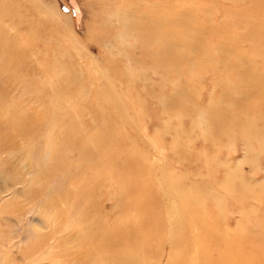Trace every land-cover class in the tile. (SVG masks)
Wrapping results in <instances>:
<instances>
[{"label": "bare ground", "instance_id": "1", "mask_svg": "<svg viewBox=\"0 0 264 264\" xmlns=\"http://www.w3.org/2000/svg\"><path fill=\"white\" fill-rule=\"evenodd\" d=\"M99 1L93 5L117 8L104 20L105 25L114 23L115 32L99 28L85 55L65 26L64 31L56 29L50 36L35 35L20 3L0 0V109L19 92L18 101L4 113L20 118L19 125L0 119V170L25 186L13 190L12 213L19 217L33 208L43 210L39 226L50 230L44 242H62L65 249L70 240L57 231L71 216L65 207L73 208L71 219L77 223L71 237L75 240L70 251L63 252L64 260L81 258L85 264H190L193 260L202 264H264V179L255 181L241 174L239 185H230L238 171L232 167L234 159L232 164L224 157L221 161L215 151L213 156L201 152L195 156L205 160L211 175L216 164L223 167L224 193L235 198L240 210L250 212L251 218L239 222L232 235L218 232L217 223L204 212L207 197L210 201L220 198L209 187L213 176L191 182L197 175L187 174L176 183L170 167L173 152L197 150L196 146L175 145L193 131L202 135L200 146L204 147L213 140L222 149L242 143L254 164L259 161L257 153L264 154L263 107L262 103L252 104L264 100V52L259 51L260 55L254 48L264 42V0H254V4L248 0ZM133 36L149 63L142 70L135 51L126 47ZM67 37L70 42L63 53L59 48L66 45ZM98 52L99 58L94 54ZM244 54L262 56L263 63L246 64ZM139 73V81H134ZM179 75L185 82H173ZM168 86L175 89L172 94H166ZM68 100L75 102L72 107L52 111V105L62 106ZM146 102L148 113L144 112ZM25 104L39 109H25ZM230 106L237 109L233 112ZM173 110L183 115L176 128ZM143 112L149 120L147 132L139 129L140 117L131 118ZM183 119H189L188 130ZM155 123L159 130L149 137ZM125 129L135 134L128 137ZM146 147L166 149L170 160L155 166ZM3 154L8 155L4 158ZM22 156L29 162L23 167L27 177L13 175L21 172L13 162ZM156 176L167 188L165 196L173 202L174 193L183 202L185 222L198 227L196 243L201 249L193 258L190 241L180 257H173V235H164L163 207L156 203L159 195L152 183ZM183 181L191 182L189 187L183 186ZM257 198L260 205L254 204ZM212 249L219 252L218 263L211 258Z\"/></svg>", "mask_w": 264, "mask_h": 264}, {"label": "rangeland", "instance_id": "2", "mask_svg": "<svg viewBox=\"0 0 264 264\" xmlns=\"http://www.w3.org/2000/svg\"><path fill=\"white\" fill-rule=\"evenodd\" d=\"M17 1L21 5V9L23 13L30 21L35 35L40 34L43 36L46 35L50 36L56 33L55 32L56 29L60 28L62 30V28L65 26L66 31H68L69 34L73 35L74 39L79 41L81 45L79 49L82 53L84 52L85 55L89 54L90 41H92L95 38V32L99 31V28H101L103 32H107L108 30L114 31L113 30L114 23L111 26L105 25L104 20L106 16L111 14V12L116 11L117 8L103 6V3H101L99 7H95L93 3H95L97 0H17ZM127 1H131V0H127ZM135 1L138 3L137 0ZM248 1L253 4L255 3L254 0H248ZM98 2L100 1L98 0ZM227 6H229V4ZM125 9H127L128 12L131 11L130 7H126ZM240 11L246 12L245 9H241ZM57 15H59L60 18ZM218 19L221 20V16L218 17ZM57 23H61V24L58 25ZM67 38L65 40L66 45L65 43H63L62 46L59 48L60 50H63V53L66 51L68 47V43L70 42V37ZM261 38H264V31L261 33ZM138 42H139L138 39L135 36H133L131 37V40H129L126 43V47L135 51L136 53L135 55L138 56L137 57L138 60H140L141 65H143L140 69L142 70L145 68V66H148L149 63L147 59H143V51L139 46ZM53 45L54 44L52 42L48 43L50 49L54 50V48L52 47ZM250 45H252V43ZM258 46L259 48H257L256 44H254V48H256V50H258V53L261 55L259 51L264 52V42L259 43ZM72 51L75 52L74 49ZM105 52L106 54L108 53L110 54V52L107 51ZM59 53L61 56L60 59L63 60L64 57L62 52ZM94 54L97 58H99L100 52ZM242 56L246 64L252 63V65H254L257 63V61L263 63L260 60L262 56L260 57V59L249 56L247 54H244ZM49 59L51 62L55 61V58L53 56H51ZM87 67L92 68L93 66L89 65ZM159 72L160 74L162 73L161 70H159ZM151 76H148V78L153 80ZM25 77H26L25 79L27 80L28 77L27 76ZM139 77H140V73L138 74V77L133 78L134 81H139L138 79ZM175 79L176 81L177 80L179 81L176 82ZM185 80L186 78L180 75L173 78V82L175 83H183L185 82ZM152 83L153 82H151V84ZM49 84L51 85V82H49ZM166 89H168L166 94L169 93L172 94L175 91V89H173L171 86H168ZM18 97H19V92L14 93L13 95H11V97H9L6 103L1 106L0 119L3 122L11 125L20 124V118L16 116L10 118L9 115L4 113L5 110L10 109L7 107L12 106L16 101H18ZM71 102L75 103L74 101ZM71 102L68 100V102H65V104L62 106H58L54 104L52 105V111L59 112L65 108L68 109L73 106ZM146 103L144 109L146 108L147 109L144 112L148 113L149 106H147L148 103L147 104ZM254 103H258L259 105L262 103L260 106L263 107L262 110L264 115V106H262L264 105V100L259 99L256 102H252V104ZM24 108L33 109V111H38L39 109L36 105H31V104H25ZM229 109L234 112V110H236L237 108H235L234 106H232L231 108L230 106ZM144 112L143 114H137L136 116L128 115L126 117H128L127 119H130V116L131 118L134 119H139L140 117L141 120L139 119V121H142V124L139 125V129L143 132H147L146 131L147 126L145 123L149 122V120H147L146 113L144 114ZM173 112H174L172 114V117L174 118L173 127L176 128L179 119L181 120L183 115L179 114L180 113L179 110H173ZM158 115H160L159 112ZM181 123H183V126L185 127L184 129L188 130L187 127H188L189 119H183ZM155 124H154L155 126L153 127L151 126V129L149 130V137L155 136L154 134L156 133V131L159 130L158 129L159 127H156L157 123ZM260 125L261 124H259L258 126L261 127ZM63 127L64 129L67 128L66 125H64ZM8 132L16 133L14 129H8ZM124 133H127L128 137H131L133 134H135L132 130L129 129H125ZM191 137L192 140H190ZM201 137L202 135L198 131H193L191 132V136L189 135L184 137L183 139L181 138L176 140L175 141L176 144L175 142H173V144H175L176 146H178L179 144L185 147L187 145L189 147L191 146L197 147V150L195 151L193 150V152L180 150L177 151L178 152L177 155L176 153L173 152V163L170 166L171 168H173L172 169L173 178L176 180L177 183V180L181 179L180 176L187 174L197 175V177L194 176V178L191 179V182H194L196 181V179L199 178L200 181L201 180L204 181V179L207 180L206 179L207 176L209 175L213 176L212 180L209 181L210 182L209 187L215 189V191L217 192L216 195H218L220 198L218 199L211 198L210 201L209 197H207V199L209 200L206 199L205 204L207 205L208 208L205 209L204 212L207 216H209V219L211 221L217 223L218 232L223 230L224 233L226 234L230 233L234 235L237 231V227H236L237 224H239V222L244 223V220L247 217L251 218L250 212L245 211V209L240 210V208H238V206L235 205V198L232 197L228 192L227 193L229 195L224 193V191L226 190L225 188H223L222 180L224 177L226 178V173L223 167H221L220 164H216L217 170L213 175H211L205 160L202 158L197 159V157L195 156H198L200 154L199 152H201L203 155H205L204 153H208L209 155L213 156L212 151H215L216 153L219 152L218 155H221L220 157L221 161H224L222 160L224 157V159L228 160L232 164L231 158L234 159L235 162H233L234 164L232 165V167H237L238 171H235V178L234 179L232 178L229 183L230 185L236 186L239 185L241 174L244 176L247 175L248 177H254L255 181H260L264 179V154L260 153L261 155H259V153L256 152L258 154L259 161L257 164H254L250 162L248 158L247 148H245L242 143L236 144L234 147L231 148L227 147L222 149V148H218L216 142L214 143L213 140L211 142H207L204 147V145L200 146L203 142V138ZM161 139L162 138L160 137L159 140ZM164 140L172 142L165 138ZM139 145L142 147L144 146V143L140 141ZM253 148L255 151H258L257 150L258 144L254 142ZM146 150L150 152V157H149L150 163L155 164V166L160 164L161 165L166 164V162L170 160L168 157L170 156V152L167 151L166 149L165 151H162V150H156L154 148L152 149L150 147H146ZM7 155L8 154H3V157L5 158L7 157ZM13 163L19 165L20 169L18 171H21L18 174H13L14 176H18L19 174H23L26 177L29 176V174H26L25 170L23 169V167L29 164L26 156L18 157ZM8 178L10 180H8ZM191 182L185 183V181H183V186L189 187ZM15 183L16 185L14 187ZM152 183H153V188H156L155 190L156 195H159L156 196L157 197L156 203L157 205H162L163 207V214H162V222L164 226L163 233L168 238H171L173 235V257H180L181 251L186 248L188 241L191 242L190 258L195 257L199 249H201L199 244L196 243V240L199 235L198 227L193 222L187 223V220L185 222L184 218L187 215L184 214L185 209L183 202H181L179 197H177L174 193H173V202L171 201L172 200L171 198L165 196L164 193L167 192V188L157 176L153 177ZM22 188H25V186L18 183V179L12 181L11 177H8L6 174H3L0 170V264H81V263L85 264V261H82L81 258H79L78 260H74V259L64 260L61 257L64 251L65 252H67V250L70 251L71 247L73 246V244L71 243L75 240L73 237H71L73 236L72 232L74 231L73 229L74 225L75 223H77L76 219L74 218L71 219V216L75 213V210H73V208H69L68 206L65 207V209L69 212L71 216L69 220L66 221L65 227L64 228L62 227L60 230L57 231V234L61 235V237L67 236V238L70 240V244L68 245L65 244L66 246L64 249L62 247V242H57L53 240L49 242H44L45 240L44 235L49 233L50 230L46 226L45 228L44 226H39L42 225V222L40 220L41 215L39 214L41 213L45 214L43 210L41 211L33 208L32 210H30L29 213L19 217L15 216L16 214L12 213L11 211L12 210L11 206L12 203L14 202L13 190L14 189L21 190ZM187 195L190 194L186 192V196ZM253 201L255 205H260L261 203L259 198ZM75 208L77 211H79V208L77 207ZM5 209H6V213L4 214L1 213V211ZM255 231L260 232L259 229H256ZM25 236L27 237V239ZM65 241L68 240L65 239ZM46 244L48 245L46 246ZM54 244H55V248L53 246ZM74 244L77 245V242H75ZM29 251L30 254H28ZM26 254L28 257L26 256ZM210 254H211V258L218 263L220 257L218 250L212 249L210 250ZM190 264H202V262L199 260V262L197 263L195 262V260H193Z\"/></svg>", "mask_w": 264, "mask_h": 264}]
</instances>
